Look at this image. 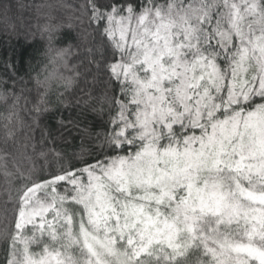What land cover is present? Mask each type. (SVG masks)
Listing matches in <instances>:
<instances>
[{
  "label": "snow or ice",
  "instance_id": "1",
  "mask_svg": "<svg viewBox=\"0 0 264 264\" xmlns=\"http://www.w3.org/2000/svg\"><path fill=\"white\" fill-rule=\"evenodd\" d=\"M87 7L121 93L108 152L26 177L6 264H264V0Z\"/></svg>",
  "mask_w": 264,
  "mask_h": 264
},
{
  "label": "trees",
  "instance_id": "2",
  "mask_svg": "<svg viewBox=\"0 0 264 264\" xmlns=\"http://www.w3.org/2000/svg\"><path fill=\"white\" fill-rule=\"evenodd\" d=\"M87 5L88 0H0V234L14 219L17 189L27 176L82 167L108 152L104 141L121 93L102 68L111 49L102 28L90 22ZM55 50L71 54L53 63ZM53 72L74 78L73 85L66 89L54 80L45 93ZM9 249L0 235V264H6Z\"/></svg>",
  "mask_w": 264,
  "mask_h": 264
},
{
  "label": "clouds",
  "instance_id": "3",
  "mask_svg": "<svg viewBox=\"0 0 264 264\" xmlns=\"http://www.w3.org/2000/svg\"><path fill=\"white\" fill-rule=\"evenodd\" d=\"M63 50H55L53 51L52 55H51V60L53 61V63L58 62L59 60V53H61Z\"/></svg>",
  "mask_w": 264,
  "mask_h": 264
}]
</instances>
